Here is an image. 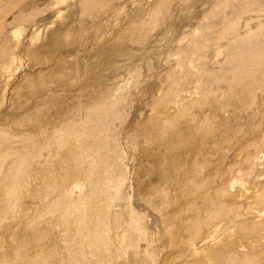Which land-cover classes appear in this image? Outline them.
<instances>
[{"label": "rangeland", "instance_id": "1", "mask_svg": "<svg viewBox=\"0 0 264 264\" xmlns=\"http://www.w3.org/2000/svg\"><path fill=\"white\" fill-rule=\"evenodd\" d=\"M0 264H264V0H0Z\"/></svg>", "mask_w": 264, "mask_h": 264}]
</instances>
